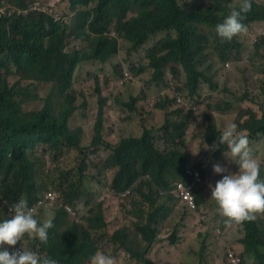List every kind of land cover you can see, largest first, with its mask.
Here are the masks:
<instances>
[{"label":"trees","instance_id":"16d2710c","mask_svg":"<svg viewBox=\"0 0 264 264\" xmlns=\"http://www.w3.org/2000/svg\"><path fill=\"white\" fill-rule=\"evenodd\" d=\"M5 0H0L3 2ZM34 0H11L25 8ZM74 12L71 24L56 23L42 13L14 16L0 20V200L13 204L26 199L32 206L48 190H59L69 205L94 202L95 195L85 185V178L93 169L111 170L108 187L116 193L132 188L149 203L151 212L143 223L134 229L128 226L114 227L106 219L104 204L96 202L80 222L69 219L65 210L56 213L54 227L49 230L46 243L30 239L29 248L40 255L57 260L58 264H89V257L96 251L109 250L114 257L119 252L128 254L141 264H153L149 253L159 239L154 225L158 214L165 219L168 200L158 202L159 190L168 192L178 181H188L186 155L178 147L160 149L153 131L143 125L137 134L119 137L121 131L106 124L107 99L98 94V114L92 129V140L83 145L85 128H72L70 119L77 111V99L73 93L74 75L84 62H107L121 51L120 40L128 42V51H137L152 37L161 32L169 35L148 51L153 68V81L164 77L165 69L176 72L181 68L186 74V86L191 97L199 93L201 81L209 83L210 90H217L213 75L203 68L206 59L215 51L220 62L233 64V53H241L244 45L239 34L230 41L221 42L216 36L215 25L230 12L234 0H199L191 8H185L179 0H68ZM244 24L264 23V2L252 0V8L246 14ZM73 43L79 48L67 51ZM257 59L256 71L260 76L258 89L264 97V36L254 46ZM253 57V54H252ZM48 86L43 96L41 90ZM239 102L249 101L259 105L261 114L254 109L242 110L237 117L238 129L264 147V103L258 95L246 91L237 97ZM133 103L131 111L137 110ZM39 105L34 108L33 106ZM83 106L87 105L85 100ZM226 110L234 107L226 103ZM223 106H217L219 111ZM186 106L180 105L179 118L167 119L165 124L173 129V142L182 141L192 113L184 119ZM132 131V129L130 130ZM106 135L111 140L106 137ZM222 132L207 117L206 128L200 133L211 145ZM110 150L104 168H98L93 155L100 148ZM64 149L75 150L78 157L71 168L63 167L52 179L43 158H36L39 151L52 153L57 160ZM222 149L213 151L212 159H225ZM264 175V164H261ZM114 170V171H112ZM149 176L150 178H146ZM136 187V188H135ZM135 189V190H134ZM147 191V195L145 194ZM165 198V196H164ZM197 204L202 197L196 194ZM6 206L0 204V218H8ZM262 221L257 219L239 222L244 230L241 243L244 253L252 255V264H264V211ZM177 243L175 233L170 238ZM2 247H7L3 245ZM247 253V254H246ZM203 260V258H202Z\"/></svg>","mask_w":264,"mask_h":264},{"label":"rangeland","instance_id":"374dc122","mask_svg":"<svg viewBox=\"0 0 264 264\" xmlns=\"http://www.w3.org/2000/svg\"><path fill=\"white\" fill-rule=\"evenodd\" d=\"M36 1L53 4L54 8H58L68 16L69 22L75 14L71 11L68 0H34V2ZM257 1L264 2V0ZM179 2L185 8H191L195 3L198 6L204 4L199 0H179ZM239 3L240 0H234L231 9L237 7ZM262 31H264V23L257 22L240 33L246 51L233 54L232 60L234 62L230 69H226V62H220L215 51L210 49L212 55L206 59L203 68L207 74L213 75L214 82L217 83V90L211 91L209 83L202 80L199 93L195 97H191L189 94L186 86V74L181 68H178L174 73L166 68L164 77L159 81H153L154 70L148 59V51L168 36V32H162L152 37L137 51H128V42L121 39L119 54L114 55L104 63L100 61L84 62L79 65L75 72L73 93L77 99V111L71 119L70 125L72 128L79 126L85 128L84 146L89 145L92 140V129L99 107L97 94V87H99L101 90L100 95L107 99L105 107L106 124L112 125L121 131V134H118L120 136L113 140H118L121 136L135 135L139 127L143 130L144 125L153 131L156 145L160 149L178 147L188 155L187 166L190 165L201 171L203 183L198 191L207 197L206 202L203 201L198 206L199 211L196 209L192 213H188L181 202L178 203L174 200L165 206V210L168 212L167 218L157 224L159 239L149 253L153 264H230L228 252L239 254L242 264L252 263V255L247 253V256L245 255L244 246L241 243L244 234L243 228L237 223H226L227 218L216 211L217 206L210 197L209 185H214L216 180L225 174L214 173L212 165L220 163L231 172L237 171L238 166L226 157L221 162L212 161L210 150L204 147L207 143L200 133L206 128L207 117L211 119L217 128L223 131L228 124L237 121L238 114L242 110L247 112L254 109L261 114L259 105L249 101L239 102L237 97L249 91L257 94L259 102L264 103V97L257 88L260 76L256 73L259 69L256 67L257 59L254 58V49L252 48L250 53L247 54L254 36ZM125 72H128L132 78L121 84ZM47 88L48 86L42 88L41 94L43 96L46 94ZM178 98L181 99V103H178ZM134 99L137 100L134 105L138 108L131 111L128 104L133 103ZM85 100L87 105L83 106L82 103ZM226 103H232L234 107L226 110ZM180 105L187 108L181 115V120L185 118L188 112H192V117L184 139L173 142L171 139L173 129L165 122L167 119L172 121L179 118ZM217 106H223L224 108L219 111L216 109ZM192 108H198V113L192 111ZM131 129L132 131H130ZM106 137L108 136L105 133ZM108 138L111 140L110 135ZM248 148L260 165L264 164L263 145L249 138ZM64 150L65 153L59 160L50 152L43 155L39 151L35 156L37 159L43 158L52 179L62 166L66 168L74 166L78 157L75 150ZM107 153L108 151L101 147L99 152L93 155L98 168H104ZM110 179V173L100 172L99 169L95 168L92 176L85 178L87 188L90 189L92 186L95 191L93 204L101 200H107L105 204L109 203L107 216L110 224L114 227L128 226L134 229L137 223L144 220L149 203L137 192L134 195L131 194L125 202H121L120 199L109 194L108 184ZM51 190L57 189L52 188ZM145 194H148L147 191H145ZM163 198L162 196H156L158 202H162ZM165 198L168 199L169 195H166ZM72 206L75 209L76 216L80 218H77L78 222L90 209V206L86 207L83 203ZM56 212L57 205L51 204L35 216L43 221L53 218ZM200 212H204L206 215ZM254 216L259 218V222L262 221L261 212L254 213ZM173 233L177 238L176 244H172L170 240ZM18 245L29 248V244L23 239L22 242L17 241L15 245L8 247L12 248ZM114 258V264H141L124 252L117 253Z\"/></svg>","mask_w":264,"mask_h":264},{"label":"clouds","instance_id":"9594fccd","mask_svg":"<svg viewBox=\"0 0 264 264\" xmlns=\"http://www.w3.org/2000/svg\"><path fill=\"white\" fill-rule=\"evenodd\" d=\"M37 3H39V5H37ZM45 8L48 10H45ZM251 8L252 0H240L239 5L237 7H233L230 12L222 19V21L215 25L216 36L220 38L221 42L230 41L234 36L239 34V39L244 45L243 51H246V46L240 38V33L247 30V26L243 21ZM49 10H52V13ZM31 13L45 14L51 17L56 23L71 24V22H69L68 16L58 8H54L53 4H46L42 1H33L25 8L18 7L10 1H3L0 4V20L12 18L14 16L25 17ZM263 36L264 31L254 36L247 54L250 53L252 48L254 49V45L259 43ZM81 46L82 44L80 43H73L68 47L67 51H70L74 48H79ZM231 65L232 63L226 61V69H230ZM131 78V75L128 72H125L121 84L130 80ZM177 101H179L178 103H181L180 98H178ZM192 111L197 114L198 108H192ZM189 126L190 125H188V127ZM215 127L217 131L222 132L221 135L217 136L216 141H214L211 145H208V143L204 140L207 143V145L204 147L210 150L212 158L213 151H216L218 148L222 149V146L226 145V151L222 150L223 155L228 158L230 162H234L238 166V169L235 172H231L220 163L213 164L212 171L214 173L225 174L222 175L220 179L216 180L214 185H209L210 197L214 200L217 206L216 211L220 215L227 218L225 221L226 223H237L240 227H242L239 222L252 220L255 218L254 213L264 211V175L261 174V166L259 161L255 159L249 151L248 136L243 132L237 131V123L232 122L228 124L223 129V131L217 128L216 125ZM107 151L110 155L111 151ZM183 153L186 155V175L189 177V180L186 182L181 180L176 181L168 192L159 190L158 196L164 197L169 195L172 200L178 203L181 202L185 206L188 213H192V211H196V209L199 211L198 206L201 205L203 201L206 202L207 197L202 192L198 191L200 185L203 183L201 171L199 169L193 168L190 165L187 166L189 158L185 152ZM223 160L224 159H212V161L219 162ZM106 172L110 173L111 175V170ZM146 178L150 177L146 176ZM179 185L184 187L183 191L186 192L184 196H177L175 194V192L179 190ZM88 190L93 194L95 193L92 186ZM128 191L129 194H126ZM50 192L55 193L56 198L50 199L48 196ZM109 194L117 197L121 200V202H125L131 196L132 188L127 189L122 193H116L111 191L109 188ZM196 194H199L202 197V202L199 205L197 204ZM188 197L192 198L193 203H190ZM172 200H168V203ZM105 201L107 202V200H101V205L104 204L106 209L105 217L110 223L107 216V207L109 206V203L105 204ZM0 204L6 206L5 211L6 216L8 217L0 218V264H58L57 260L52 259L47 255L42 256L38 252L33 251L31 248L23 247V245L13 246L12 248H9L8 246L15 245L17 241L22 242V239L29 244V238L38 240L41 243H46L48 241L49 230L54 227L53 221L55 216L43 221H40L35 216L48 205L56 204V213L60 212L61 210H65L70 220L74 222L77 221V218L79 217L76 216L74 207L66 202L62 193L57 190H48L32 206H28V201L26 199H19L18 202L13 204H9L3 200H0ZM91 207L92 205L90 208ZM150 213L151 212H145V218L140 223H143ZM200 213L206 215L204 212ZM255 219L259 220V218ZM162 220H164V217L161 214H158V221L154 227L157 228V224ZM27 236L29 238H27ZM5 244L8 248L2 247ZM105 251L106 253L103 251H96L93 253L89 257V264H114L115 258L111 255L110 251ZM239 256L240 255L235 252H228V260L230 264H242L241 256Z\"/></svg>","mask_w":264,"mask_h":264},{"label":"built area","instance_id":"2783aa9c","mask_svg":"<svg viewBox=\"0 0 264 264\" xmlns=\"http://www.w3.org/2000/svg\"><path fill=\"white\" fill-rule=\"evenodd\" d=\"M37 5H39V3H37ZM45 10H48L47 8H45ZM51 13H52V10H49ZM184 190V187L182 186V185H179V190L177 191V192H175V194L177 195V196H184L185 195V191H183ZM126 194H129V191L126 193ZM48 196H49V198L50 199H54V198H56V194L55 193H49L48 194ZM189 198V201H190V203H193V200H192V198L191 197H188Z\"/></svg>","mask_w":264,"mask_h":264},{"label":"crops","instance_id":"0c3cea01","mask_svg":"<svg viewBox=\"0 0 264 264\" xmlns=\"http://www.w3.org/2000/svg\"><path fill=\"white\" fill-rule=\"evenodd\" d=\"M110 115H112V114L110 113ZM111 128L114 129V130H118V131H120L118 128H116V127H114V126H112V125H111ZM108 155H109V153H107V156H108Z\"/></svg>","mask_w":264,"mask_h":264}]
</instances>
